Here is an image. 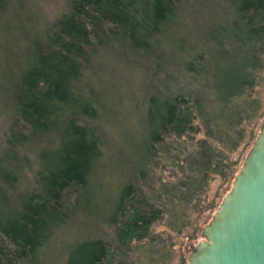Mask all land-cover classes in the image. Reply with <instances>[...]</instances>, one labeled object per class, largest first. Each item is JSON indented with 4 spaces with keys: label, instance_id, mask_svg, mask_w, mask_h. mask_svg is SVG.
<instances>
[{
    "label": "trees",
    "instance_id": "1",
    "mask_svg": "<svg viewBox=\"0 0 264 264\" xmlns=\"http://www.w3.org/2000/svg\"><path fill=\"white\" fill-rule=\"evenodd\" d=\"M70 1L54 25L29 35L24 24L5 23L14 2L0 0V49L9 52L20 43L5 88L10 121L0 148V264H43L42 251L54 233L74 213L89 211L92 179L104 160V139L94 122L109 113L102 107L107 98L110 106L119 102L117 79L102 73L100 59L137 69L144 88L161 90L158 97L146 94L149 113L155 106L156 114L141 137V169L128 172L108 214L114 242L98 238L65 246L62 264H117L134 246L154 239L153 228L166 215L173 225L180 217L191 221L192 209L205 210L211 178L235 180L231 154L257 138L264 118L256 94L264 86V0H218L233 4V11H226L225 23L214 11L203 28L209 36L198 31L196 43L183 35L184 0ZM200 13L193 10L194 18ZM168 64L173 71L167 72ZM160 148L182 177L174 174L164 191L153 185L148 191L142 168ZM32 152L36 186L21 190ZM181 205L188 213L176 209Z\"/></svg>",
    "mask_w": 264,
    "mask_h": 264
},
{
    "label": "rangeland",
    "instance_id": "2",
    "mask_svg": "<svg viewBox=\"0 0 264 264\" xmlns=\"http://www.w3.org/2000/svg\"><path fill=\"white\" fill-rule=\"evenodd\" d=\"M14 6L11 8V16H5L4 21L14 27H19L24 24L27 27L29 35L43 34L50 26L57 22L59 16L69 10L70 0H13ZM12 2V3H13ZM208 2V4H207ZM216 0H184L182 3V14L184 17V33L185 37L190 40L196 38L195 34L202 30L205 37L209 36V30L203 29L205 24L211 22L214 13L217 18L225 23V13L233 11L234 6L231 3H218ZM17 4V5H15ZM207 5V8H205ZM215 8H217L215 10ZM20 6V7H19ZM18 8V9H17ZM201 11L200 16L194 18L193 10ZM215 11V12H214ZM10 13V14H11ZM29 21V22H28ZM21 26V25H20ZM182 35V36H183ZM5 38V37H4ZM7 38V37H6ZM5 38V39H6ZM10 38L4 40L7 42ZM11 41V40H10ZM198 41V40H197ZM9 42V41H8ZM199 42V41H198ZM3 43V42H2ZM11 44V43H10ZM20 44V43H19ZM17 45L14 42L10 51L0 49V148H4V136L8 130L10 121V108L6 106V87L8 85L7 68L13 59V51H16ZM198 48H202L200 44ZM15 56V55H14ZM15 56V58H16ZM230 60L236 58L229 57ZM221 59V58H218ZM102 64V73L112 79L114 76V84L119 87L118 104L109 105L110 100H105L104 110L105 117L101 116L98 121L94 122L99 135L104 139V160L98 165L94 178L92 179V198L91 205L88 210H80L79 213H74L70 217V221L62 225L58 232L54 233V237L47 243L46 248L42 251L43 264H62L65 262L66 250L65 246L78 245L83 240L89 239H104L109 242H114L113 229L109 227L108 214L117 199V194L123 183L127 181V175L138 169L141 165L136 160L143 153L144 147L140 142L141 137L144 136L145 125L149 124L150 119L156 114V107L153 106L152 114L149 112L150 101H147V92L153 93L158 97L160 87L154 86L149 89L142 86L141 72L136 70H129L127 68L115 67L109 64V58L104 57L98 61ZM167 72L174 70L171 64L166 68ZM264 77V72H263ZM261 79V77H260ZM259 79V81H260ZM185 82L182 77L181 81ZM105 83L109 84L107 78ZM4 84V86H3ZM166 88V86H165ZM148 90V91H147ZM256 94L261 97L264 111V86L256 88ZM260 91V93H259ZM146 92V93H145ZM150 96V95H149ZM10 98V97H9ZM105 99V98H104ZM113 99V96H112ZM239 102V101H238ZM108 103V104H107ZM6 106V107H5ZM115 108V109H114ZM9 110V111H8ZM113 110V111H112ZM105 112V111H104ZM154 113V114H153ZM261 114V111L258 112ZM264 118L255 128L256 135L259 134ZM257 139V138H256ZM255 139V140H256ZM255 140L251 144L242 145L235 153L231 154L230 164H234L236 168L235 175H237L243 163L252 148ZM139 147H138V143ZM246 145V146H245ZM32 159V166L25 168V176L20 184V189L31 190L36 186L35 171L37 169L36 158L32 152L28 154ZM180 163V161H176ZM143 171H146L144 182L145 189L151 185L154 186L155 191H164L163 183L170 182L178 177H182L179 169H173V159L166 151L161 148L153 155V158L145 161ZM144 171V173H145ZM174 174H176L174 176ZM234 180V178H233ZM233 180L229 178L225 181L224 178L216 176L211 178L209 187L203 193V206L205 210L197 212L191 210L192 220L180 217L177 224L170 223L169 215L158 223L153 228V234L150 241L145 245L133 247V251L127 254L126 259H116L117 264H189V256L200 242L204 240L202 233L205 226H207L213 219L219 205L222 203L225 196L231 191ZM150 191V189L148 190ZM82 204L86 206L83 201ZM82 205V206H83ZM171 208V207H169ZM179 211L188 213V210L183 206H177ZM183 214V213H182ZM187 221V225H183ZM39 256V255H38ZM116 254H112L114 258Z\"/></svg>",
    "mask_w": 264,
    "mask_h": 264
},
{
    "label": "water",
    "instance_id": "3",
    "mask_svg": "<svg viewBox=\"0 0 264 264\" xmlns=\"http://www.w3.org/2000/svg\"><path fill=\"white\" fill-rule=\"evenodd\" d=\"M189 264H264V121Z\"/></svg>",
    "mask_w": 264,
    "mask_h": 264
}]
</instances>
